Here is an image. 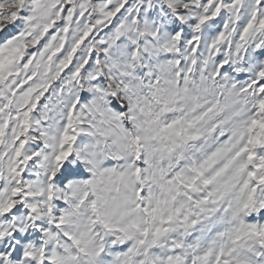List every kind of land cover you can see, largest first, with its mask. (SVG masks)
I'll return each instance as SVG.
<instances>
[{
    "label": "snow or ice",
    "instance_id": "snow-or-ice-1",
    "mask_svg": "<svg viewBox=\"0 0 264 264\" xmlns=\"http://www.w3.org/2000/svg\"><path fill=\"white\" fill-rule=\"evenodd\" d=\"M0 264H264V0H0Z\"/></svg>",
    "mask_w": 264,
    "mask_h": 264
}]
</instances>
